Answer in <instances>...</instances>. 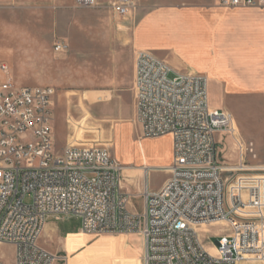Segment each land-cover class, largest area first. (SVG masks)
I'll list each match as a JSON object with an SVG mask.
<instances>
[{
    "label": "built area",
    "instance_id": "2783aa9c",
    "mask_svg": "<svg viewBox=\"0 0 264 264\" xmlns=\"http://www.w3.org/2000/svg\"><path fill=\"white\" fill-rule=\"evenodd\" d=\"M224 11L264 9V0H215ZM96 0H72L92 8ZM113 15H131L133 0H114ZM56 53L68 50L64 42ZM0 245H11V264H59L65 258L41 248L49 217L75 216L85 235L136 234L143 264H264V175L246 162L252 145L236 141L239 160H219L218 133L233 134L227 112L210 106L203 75L174 71L152 52L134 53V122L141 139L168 137V177L155 191L143 184L142 214L128 211L120 192L121 166L99 145L67 143L54 150L49 87L18 86L0 65ZM172 75V78L169 76ZM148 169L144 168V177ZM213 226L215 253L199 233Z\"/></svg>",
    "mask_w": 264,
    "mask_h": 264
},
{
    "label": "rangeland",
    "instance_id": "374dc122",
    "mask_svg": "<svg viewBox=\"0 0 264 264\" xmlns=\"http://www.w3.org/2000/svg\"><path fill=\"white\" fill-rule=\"evenodd\" d=\"M112 2L96 1L92 8H74L72 0H0V65L7 67L18 86L54 90L52 132L56 152L62 151L66 140L74 143L72 138H83L84 144L102 146L118 161L121 193L126 173L141 168L143 180L144 168L148 169L145 181L152 190L164 180L165 174L161 169L145 167L141 152L148 159L147 164L162 165L169 158L170 141L168 137L141 139L133 119L130 78L127 84L114 83L109 49L115 45L122 47L125 78L128 77V60L133 59L136 48L131 51L130 47L139 21L137 5L131 15L120 17L110 11ZM56 42L67 44V52L56 53L53 49ZM86 93L104 94L108 99L90 103L83 99ZM215 97L213 93L210 98L214 101ZM215 103L231 115L236 126L233 134L216 136L220 162L225 166L237 164L240 157L236 141L251 144L255 158L250 155L244 158L264 175V99L238 98L226 105L220 100ZM79 122L97 131L80 134L76 128ZM131 200L142 213L143 200ZM46 222L54 226V238L66 245L64 250V244L59 246L54 241V250L61 248L54 254L65 258L59 264H135L133 255L123 253V235L78 234L81 223L75 216L49 217ZM224 231L225 227L213 226L200 232L199 238L206 248L215 243L216 234ZM43 240L48 241L47 236L43 235ZM13 257L11 245H0V264H11ZM138 260L143 264L142 255Z\"/></svg>",
    "mask_w": 264,
    "mask_h": 264
},
{
    "label": "crops",
    "instance_id": "0c3cea01",
    "mask_svg": "<svg viewBox=\"0 0 264 264\" xmlns=\"http://www.w3.org/2000/svg\"><path fill=\"white\" fill-rule=\"evenodd\" d=\"M96 1L99 4H106L114 0ZM161 1L133 0L138 9L139 26L130 50L136 48L133 52V59L131 57L128 60L130 70L126 75L128 77L125 78L122 47L117 45L110 47L109 63L114 83L127 84L129 80L127 78H130L132 91L134 53L140 49L151 51L176 72L203 75L207 80L209 103L214 109H221L215 103L217 100L226 105L238 98L264 99V9L224 11L216 6L215 0ZM167 38L170 40L168 41ZM172 38L176 41H172ZM4 79L5 76L0 71V80ZM213 93L216 95L214 101L210 98ZM83 99L95 103L107 100L108 97L100 93H86ZM76 128L79 129L80 134L97 131V129L86 127L83 122H79ZM72 140L74 143L86 142L83 138H72ZM67 143L69 142L66 140L65 145ZM141 154L145 167L164 170L171 164V142L169 158L162 165L147 164L148 159L145 158L144 153L141 152ZM164 174V180L152 191L159 189L167 179V173L164 172ZM144 182L141 168L133 173L127 172L122 183V189H124L122 193L131 194V199L143 200V210ZM131 199L127 206L128 211L142 214L143 212L139 213L136 210ZM43 235L47 236L48 241L41 242ZM123 236L125 237V242L121 244L123 253L126 256L133 255L135 264H140L138 256L143 255V239L136 234ZM54 241L59 246L64 244V250H67L65 242L62 243L54 238L52 223L45 222L38 244L54 254V251L61 249L58 246L54 250ZM203 247L205 248L204 245ZM205 249L211 254L215 253L211 245L206 246Z\"/></svg>",
    "mask_w": 264,
    "mask_h": 264
},
{
    "label": "bare ground",
    "instance_id": "6f19581e",
    "mask_svg": "<svg viewBox=\"0 0 264 264\" xmlns=\"http://www.w3.org/2000/svg\"><path fill=\"white\" fill-rule=\"evenodd\" d=\"M235 126V125H234ZM235 128H236V126H235ZM81 235H83L82 233H80ZM211 254V253H210Z\"/></svg>",
    "mask_w": 264,
    "mask_h": 264
}]
</instances>
